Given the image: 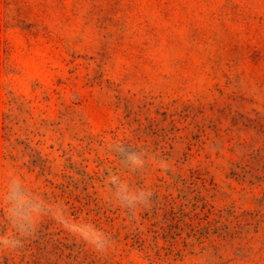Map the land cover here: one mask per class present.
Returning a JSON list of instances; mask_svg holds the SVG:
<instances>
[{
  "label": "rangeland",
  "instance_id": "374dc122",
  "mask_svg": "<svg viewBox=\"0 0 264 264\" xmlns=\"http://www.w3.org/2000/svg\"><path fill=\"white\" fill-rule=\"evenodd\" d=\"M0 264H264V0H0Z\"/></svg>",
  "mask_w": 264,
  "mask_h": 264
},
{
  "label": "clouds",
  "instance_id": "9594fccd",
  "mask_svg": "<svg viewBox=\"0 0 264 264\" xmlns=\"http://www.w3.org/2000/svg\"><path fill=\"white\" fill-rule=\"evenodd\" d=\"M86 239L88 240L89 244L94 248V250L99 251L100 249H102L103 243L98 236L94 238L86 237Z\"/></svg>",
  "mask_w": 264,
  "mask_h": 264
}]
</instances>
